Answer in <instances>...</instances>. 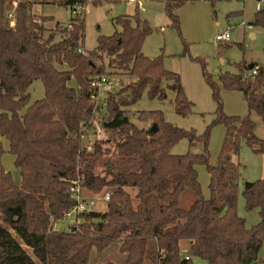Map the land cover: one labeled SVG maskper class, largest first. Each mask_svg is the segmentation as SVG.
Listing matches in <instances>:
<instances>
[{
    "label": "trees",
    "instance_id": "1",
    "mask_svg": "<svg viewBox=\"0 0 264 264\" xmlns=\"http://www.w3.org/2000/svg\"><path fill=\"white\" fill-rule=\"evenodd\" d=\"M103 1H50L82 12L70 16V28L56 23L47 30L44 24L53 19L33 14L35 1L0 0V264H88L92 252L100 254L112 244L124 255L121 264H192L193 258L204 264H264L258 257L264 244V180L243 184L244 210L257 211L259 217L247 227L236 210L240 172L231 161L242 144L264 155V140L256 136L250 117L255 113L264 124L263 68L250 64L249 69L239 62L233 64L237 74H219L214 81L204 61L195 58L215 104L204 132L175 127L161 111L138 113L143 124L138 127L126 109L144 93L149 100H164L171 92L180 117L192 113L193 103L179 76L164 69L162 56L149 59L141 53L151 29L135 15L117 18L121 32L101 36L93 51L79 53L84 48L83 10ZM206 1L213 6L219 0ZM185 3L165 4L170 26L179 33L176 11ZM237 15L241 13L228 14L227 21ZM251 26L264 27L263 10L256 12ZM123 75L134 82L109 92L102 116L95 115L91 97L97 93L90 81ZM37 81L43 96L33 100L29 89ZM221 90L241 93L247 113L226 115ZM96 122L103 139L96 138ZM219 126L225 132L212 166L209 140ZM89 135L94 136L90 151L84 143ZM182 139L189 148L202 145V153L171 154ZM5 154L14 157L19 184L2 166ZM197 166L209 176L207 199ZM74 181L91 195L109 193L106 210L82 215L77 227L56 231L54 224L74 205L69 194ZM186 192L193 200L183 207L180 200ZM182 243L187 245L185 255Z\"/></svg>",
    "mask_w": 264,
    "mask_h": 264
},
{
    "label": "rangeland",
    "instance_id": "2",
    "mask_svg": "<svg viewBox=\"0 0 264 264\" xmlns=\"http://www.w3.org/2000/svg\"><path fill=\"white\" fill-rule=\"evenodd\" d=\"M33 1H35L32 8L33 14L52 15L62 22L70 19L69 8L54 5L51 3L52 0ZM167 1L169 0H137V3L129 4L106 0L97 6L88 4L83 10L85 21L83 52L93 51L99 37H108L121 32V26L115 23L117 18H130L135 15L140 21H146L151 33L146 37L141 53L149 59L162 56L164 69L179 76L186 98L193 103L192 113L187 117L178 116L173 108L171 92H167V97L164 100H149L144 93L139 101L126 109V116L130 122L142 127L143 124L137 120L138 113L161 111L168 123L184 130L192 129L197 135H200L213 119L215 104L211 90L204 80L201 65L193 59L199 58L204 61L205 68L214 81L217 80L219 74H237L238 70L233 64L239 62H244L246 65L256 64L264 70V27L251 26L257 8L258 6L262 7L264 0H219L213 6L206 0H186V3L178 9L177 14L180 33L170 26L165 11ZM237 12H240L241 16H234L227 21L228 14ZM225 29L230 30V42L227 44L218 43L215 41V36L221 34ZM250 33L254 34V38L250 36ZM108 79L112 82L113 88L101 91L99 104L105 102L109 92L115 94L134 82V79L127 75L109 76ZM71 85L75 87L74 82ZM31 93L32 96L33 94L36 96L35 92L31 91ZM220 98L223 112L226 115L239 116L246 112V103L241 93L221 90ZM100 115L102 116V112ZM250 117L256 125V136L264 140V124L255 113H251ZM96 124L100 128L99 123L96 122ZM96 131V138L103 139L104 135H100V132ZM224 132L222 126L214 128L211 132L208 150L209 162L212 166L217 163ZM93 140L94 136L89 135L84 143L86 146H91ZM186 153L200 154L202 145L198 143L189 148L187 141L182 139L171 149L173 155ZM231 161L239 166L240 172L237 214L245 220L247 227H251L258 223V213L257 211L246 212L244 210L241 190L245 182L264 180V155L253 153L250 148L242 144L238 154L231 156ZM196 171L202 196L207 199L209 176L202 166H197ZM82 194L84 198L95 196L86 191H83ZM101 194L103 192L97 196ZM131 195L134 203H137L134 198L135 193L131 192ZM192 200V194L186 192L180 200V205L188 207ZM106 204L107 202L98 200L96 212L106 210ZM54 225L58 229L67 230V224L64 222H57ZM258 257L264 262V244L259 248ZM123 260L124 255L118 252V245L112 244L100 254L92 252L88 264L106 262L121 264ZM192 264H204V262L193 258Z\"/></svg>",
    "mask_w": 264,
    "mask_h": 264
},
{
    "label": "built area",
    "instance_id": "3",
    "mask_svg": "<svg viewBox=\"0 0 264 264\" xmlns=\"http://www.w3.org/2000/svg\"><path fill=\"white\" fill-rule=\"evenodd\" d=\"M116 2H120V3H129V4H134L137 3V0H114ZM12 7H16V4L13 3ZM71 11V16L75 17L76 15H79L82 12V9L77 7L74 10H70ZM6 17L9 18L8 13L6 14ZM13 22L10 23V26H13ZM65 25L70 28L69 24ZM215 41H217L218 43L221 44H227L230 42V30H225L223 31L221 34H218L215 36ZM79 53H84L83 51H79ZM252 75L256 74V70H253L251 72ZM90 87L96 91L97 95H93L91 97L92 101L94 102V113L95 115H98L103 106L104 103L99 104L98 100L100 98V93L102 90L107 91V90H111L113 88L112 82L106 78L105 76L100 77V78H93L90 81ZM96 130H98L100 132V135H103L102 131L100 130V128L98 127L97 124H94ZM95 130V131H96ZM97 133V131H96ZM95 133V134H96ZM85 140V138H84ZM87 150L90 151L91 147L87 146ZM83 189L82 187L79 185L78 181H74L71 186L69 187V194H70V199L73 200L74 205L72 206V208L70 210H68L64 216L61 222H64L67 224L66 227H77L79 225V221H80V217L82 215L85 214H90L92 212H96V208H97V201L98 200H102L103 202H108L109 201V193H103L100 196H93L90 198H84L83 197ZM185 259H188L187 257H185Z\"/></svg>",
    "mask_w": 264,
    "mask_h": 264
},
{
    "label": "crops",
    "instance_id": "4",
    "mask_svg": "<svg viewBox=\"0 0 264 264\" xmlns=\"http://www.w3.org/2000/svg\"><path fill=\"white\" fill-rule=\"evenodd\" d=\"M258 1H259V0H258ZM261 8H262L261 6H258L257 9L260 10ZM179 9H180V8H179ZM258 10H257V11H258ZM176 14H178V10L176 11ZM35 15H36V14H35ZM37 16H39V15H37ZM177 16H178V15H177ZM41 17H51V18L53 19V21L44 24V27H45L47 30H52V29H54V26H55L56 23H60V24H65V23H67V21H66V22L58 21V20H57L54 16H52V15H42ZM178 18H179V17H178ZM49 24H50V25H49ZM225 30H226V29H225ZM225 30H224V31H225ZM250 36H251L252 38H254V34H253V33H250ZM31 91H32V92H35L36 96H35L34 94H33V96H32ZM29 93H30V95H31V98L33 97V98H32L33 100H36V99H40V98H42V96H43V88H42L41 83L38 82V81L35 82V83H33L32 86H31V88L29 89ZM34 96H35V98H34ZM246 113H247V108H246V112L243 113V114H241V115H239V116H243V115H245ZM2 142H3L4 149L7 151V143H6L3 139H2ZM13 162H14V157H12L11 155H8V154H5V155L2 157V159H1V163H2V166H3V168L5 169V171L10 172L11 175H12V177H13L14 182H15L16 184H19V183H20V177H19L18 171H17L16 169H14V167H13ZM214 166H215V165H214ZM14 175H15L16 179H15ZM53 229L56 230V231H62L61 228L58 229L57 226H55V225L53 226ZM181 248H182V254L185 255L186 252H187V245H185L184 243H182Z\"/></svg>",
    "mask_w": 264,
    "mask_h": 264
},
{
    "label": "water",
    "instance_id": "5",
    "mask_svg": "<svg viewBox=\"0 0 264 264\" xmlns=\"http://www.w3.org/2000/svg\"><path fill=\"white\" fill-rule=\"evenodd\" d=\"M262 10H264V1H263V5H262ZM248 68L250 69L251 66L249 65ZM155 129H156L155 126H153V127L151 128V131H155Z\"/></svg>",
    "mask_w": 264,
    "mask_h": 264
}]
</instances>
